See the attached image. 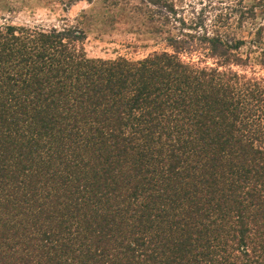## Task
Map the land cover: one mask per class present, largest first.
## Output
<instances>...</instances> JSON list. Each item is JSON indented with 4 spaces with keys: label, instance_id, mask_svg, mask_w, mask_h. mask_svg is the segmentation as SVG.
Masks as SVG:
<instances>
[{
    "label": "trees",
    "instance_id": "1",
    "mask_svg": "<svg viewBox=\"0 0 264 264\" xmlns=\"http://www.w3.org/2000/svg\"><path fill=\"white\" fill-rule=\"evenodd\" d=\"M82 37L0 24V264H264V78L231 69L243 42L202 35L200 67L181 38L101 60Z\"/></svg>",
    "mask_w": 264,
    "mask_h": 264
},
{
    "label": "rangeland",
    "instance_id": "2",
    "mask_svg": "<svg viewBox=\"0 0 264 264\" xmlns=\"http://www.w3.org/2000/svg\"><path fill=\"white\" fill-rule=\"evenodd\" d=\"M0 24L76 30L85 57L101 60L169 53L167 40L181 38L197 51L179 59L200 67L216 62L200 37L218 35L242 41V57L251 52L243 68L232 70L264 78L255 44L264 43V0H0Z\"/></svg>",
    "mask_w": 264,
    "mask_h": 264
}]
</instances>
